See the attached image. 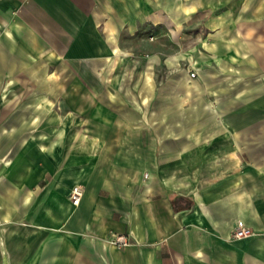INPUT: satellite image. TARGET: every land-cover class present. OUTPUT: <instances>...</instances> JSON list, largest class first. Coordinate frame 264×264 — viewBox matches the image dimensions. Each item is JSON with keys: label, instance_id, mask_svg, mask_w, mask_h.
I'll return each instance as SVG.
<instances>
[{"label": "crops", "instance_id": "obj_1", "mask_svg": "<svg viewBox=\"0 0 264 264\" xmlns=\"http://www.w3.org/2000/svg\"><path fill=\"white\" fill-rule=\"evenodd\" d=\"M249 39L264 0H0V264H264Z\"/></svg>", "mask_w": 264, "mask_h": 264}, {"label": "rangeland", "instance_id": "obj_2", "mask_svg": "<svg viewBox=\"0 0 264 264\" xmlns=\"http://www.w3.org/2000/svg\"><path fill=\"white\" fill-rule=\"evenodd\" d=\"M246 42V55L248 60H253V63H239L241 66L248 68L246 73H242L248 83V100L245 102L233 101L232 110L239 108H247V143L249 145L245 156L248 164H253L256 159L264 161V39H249ZM240 78L236 73L232 76V82L238 81ZM31 87H24V92L30 90ZM238 88H236L237 90ZM234 92V91H233ZM236 93V92H234ZM238 123L239 120H233V123ZM244 119H241L243 125ZM263 144L261 147L255 148V145Z\"/></svg>", "mask_w": 264, "mask_h": 264}, {"label": "built area", "instance_id": "obj_3", "mask_svg": "<svg viewBox=\"0 0 264 264\" xmlns=\"http://www.w3.org/2000/svg\"><path fill=\"white\" fill-rule=\"evenodd\" d=\"M194 71L190 72V77H195ZM73 204H78L81 198V189L75 186L69 196ZM253 235L252 230L249 227L244 226L241 222H238L233 231V237L235 239H241ZM111 243L118 248H125L130 244L128 238L124 235H114L111 239Z\"/></svg>", "mask_w": 264, "mask_h": 264}]
</instances>
